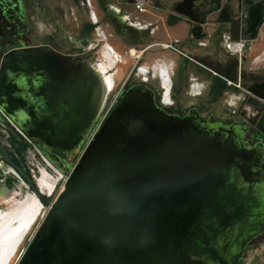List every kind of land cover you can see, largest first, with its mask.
<instances>
[{
	"label": "water",
	"instance_id": "95a60500",
	"mask_svg": "<svg viewBox=\"0 0 264 264\" xmlns=\"http://www.w3.org/2000/svg\"><path fill=\"white\" fill-rule=\"evenodd\" d=\"M194 1L179 0L174 10L201 24ZM240 7L239 36L251 43L264 24V0ZM79 57L43 44L2 58L0 106L17 120L25 105L44 115L37 120L45 126L23 128L28 135L46 144L70 136L68 143L86 119L72 106L87 94ZM38 194L47 211L16 264H238L264 229V147L247 146L235 126L168 113L150 87L132 83L55 198Z\"/></svg>",
	"mask_w": 264,
	"mask_h": 264
},
{
	"label": "flooded vegetation",
	"instance_id": "af4514ba",
	"mask_svg": "<svg viewBox=\"0 0 264 264\" xmlns=\"http://www.w3.org/2000/svg\"><path fill=\"white\" fill-rule=\"evenodd\" d=\"M101 1L106 10L116 8L118 14L124 15L123 19L119 16L121 20L114 16L116 20L125 21L130 16L132 19L129 18V24L139 31H146L148 34L158 28V22L163 19L162 12L168 14L170 6L175 12L174 5L179 0H163L162 4H155V0H148L147 10L143 12L135 9L133 0L123 2L119 0ZM229 2L235 7L240 5V0H236V2H232V0H225L224 2L223 0H195V14L203 20V23L191 21L193 23L190 32L191 37L187 40L154 42L150 40V34L141 32L139 38L135 37L138 40L135 43V45L137 44L136 49L133 47L135 51L132 50V53L135 52V61L131 73L125 77L124 83L120 86V91L132 83H144L152 89L156 103L168 113L179 116L195 113L205 120H215L235 126L241 129V138L247 146L260 145L264 147V71L245 70L242 62H245L247 57L242 52L234 53L225 44L224 37L226 35L229 38L235 37V23L242 19L244 12L241 8L240 16L234 18L232 11H229L231 8ZM125 5H132L135 12L133 13L131 10L123 12L122 8ZM151 9L160 13L155 14L158 16L157 18L150 15L152 17L145 20L138 15L148 14L147 12H150ZM215 12L216 14L212 15ZM223 23L225 25H222ZM263 27L264 25L260 28L258 37H262ZM238 37L240 36L238 35ZM203 39L208 40L207 43L204 42L206 44L198 42ZM211 39L214 40L213 44H210ZM254 41L248 43L244 40L243 49L250 50L256 47L253 45ZM140 43L143 44L140 45ZM43 44L55 48L49 42L38 40L33 34L20 1L0 0V64L4 55L12 49ZM165 46L169 47L166 50L177 56L176 59L169 58L168 54L164 52L158 57H152V51L161 50L160 48L163 49ZM150 50L151 52H149ZM187 51L193 57L192 59L187 57ZM85 54H89V51H86ZM79 56L77 60L85 62L80 66L93 68L95 78L100 76L104 82L109 79L106 71L101 67L102 64L92 63L82 55ZM141 57L143 59L140 61ZM186 57L192 62H189ZM187 60L188 65L185 64ZM203 62L209 63L210 67H207ZM49 63L51 68L52 64ZM160 67L166 68V75ZM201 67L209 71L213 69L214 73H205L202 77V75L200 76ZM100 68L103 72H100ZM132 73L137 77L131 79ZM45 76L49 80L50 75ZM156 77L157 81H154ZM125 85L127 86L124 87ZM110 86L109 80L106 94ZM104 100H102L94 117H90L88 121L84 119L82 124L79 123L80 121L77 122V127L75 125L77 131L73 134L71 141L66 143L70 136L61 141H58V138H52L50 140L52 145L46 144L40 137L28 135L23 129L24 127L45 126L42 125V121H38V115L44 116L39 110L40 108H36L40 107L39 105L34 106L32 104L29 105L30 108L25 105L26 108H20L23 111L19 120L13 116V109L0 106V209H6L7 206L18 207L26 191L32 192L36 201L43 205L39 192L47 200H53L50 195L53 194L56 184L53 191L48 194L39 185L37 174H41L43 168L48 169L45 176L48 179H56L60 175L57 171L60 167L59 162H62L66 168H72L73 165L65 160L63 155L67 157L72 153L73 160L76 158L79 148L90 132L92 122L93 126L96 123L95 120L98 118ZM46 126L53 127V125ZM36 201L32 202L35 204V210L41 207L36 205ZM263 248L264 229L248 239L238 264L248 263L250 256L264 252Z\"/></svg>",
	"mask_w": 264,
	"mask_h": 264
},
{
	"label": "rangeland",
	"instance_id": "374dc122",
	"mask_svg": "<svg viewBox=\"0 0 264 264\" xmlns=\"http://www.w3.org/2000/svg\"><path fill=\"white\" fill-rule=\"evenodd\" d=\"M19 1L23 12L28 19V25H30L33 34L37 37L38 40L51 43L59 51L73 55H82L85 59H89V61H91L92 63L97 62L98 64H102L101 67H103L104 71H106L107 76H109V79H106L105 82L108 84L110 80L111 86L106 94V97L104 98V104L101 107L98 118L95 120L96 123L94 124V126L92 122L90 126V132L87 135L84 143L79 148L76 158L73 160L72 153L67 157L63 155L65 160L69 161V163L73 165L84 149L87 141L95 131L96 127L101 123V118L103 117V115H106L108 113L107 111L112 108L113 105L109 108V104L113 100L120 86L124 83L125 77L129 75V73H131L135 61V52L132 53V50H134L133 47L136 49L137 44L135 45V43L138 39L135 37H137L136 30L138 29H135L133 25L129 24L130 16L129 18L127 17L125 21L119 22L118 20H116V18L104 8L101 0ZM224 1L225 0H223V2ZM234 1L236 2V0H232V2ZM154 3L162 4L163 0H155ZM229 4L231 6L229 11H232L234 18H238L241 12L240 5L235 7L231 2H229ZM115 9L116 8H114V10ZM130 10L133 13L135 12V9L132 7V5H125L122 8L123 12ZM147 13L148 14L144 13V15H138L142 17L141 19L146 20L150 19V17L152 16H157L155 14H158L157 11L155 13V11L152 9ZM215 14L216 12L212 15ZM243 14L244 12L242 13V15ZM222 25H225V23H223ZM141 32L144 33L146 31ZM262 32V37H258L256 39V47L251 48L250 50H242V53L247 57L245 62H242L245 70H251L254 72L257 70L264 71V49H262V47L264 46V27ZM236 38H238V35L235 31L234 39ZM142 44L143 43H140V45ZM163 48L168 49L169 47L165 46ZM160 49L163 50L162 48ZM86 51H89V54H85ZM149 52H151V50ZM187 57L190 59L193 58L189 54L187 55ZM142 59L143 58L141 57L140 61ZM188 60L185 61L186 65H188ZM189 62L192 61L189 60ZM203 63L201 64L204 65L205 63ZM205 65H207V67H210L209 63H206ZM100 72H103L101 68ZM201 72L202 73H200V76L202 75V77H204L205 73L211 74L214 73V70L210 69L209 71L201 67ZM131 77V79H134L137 76L132 73ZM155 80L157 81V77L154 79V81ZM126 86L127 85H125L124 87ZM117 99L118 97L115 99V101H117ZM59 164V170L57 169V171L59 172L58 174H60L58 177L59 179H48L45 176V173L48 172V169L44 168L41 170V174H37V177H39V185L42 189L48 192V194L53 191L54 185L56 184L55 189L52 192L53 194L50 195L51 199H54L58 192L63 188L64 182L71 169L70 167L66 168L62 164V162H59ZM34 201H36V198L33 193L30 191H26L20 205L18 207H15L13 213L11 212L4 219L3 223L10 221L15 213L19 212L27 204ZM35 203L36 205L41 206L37 209L39 210V212L36 215L32 225L28 229L22 243L17 248L9 264H16L47 211V207H44L43 204L38 201H36ZM245 264H264V252H260L258 255L250 256V258L248 259V263L245 262Z\"/></svg>",
	"mask_w": 264,
	"mask_h": 264
},
{
	"label": "bare ground",
	"instance_id": "6f19581e",
	"mask_svg": "<svg viewBox=\"0 0 264 264\" xmlns=\"http://www.w3.org/2000/svg\"><path fill=\"white\" fill-rule=\"evenodd\" d=\"M123 16L124 15L121 16L122 19L124 18ZM80 68L84 72L83 75L85 85L87 86V94L82 96L79 101L77 99L75 104L72 102V106L74 108H82L86 116V121H88L90 117H94L100 108L106 94L107 83L104 82L100 76L95 78L93 68H89L88 66ZM121 92L122 91H120L119 95ZM119 95L117 97H119ZM115 102L112 105H114ZM14 209L15 207L12 206H7L6 209H0V264L10 263L39 212V210H35V204L31 202L22 210L15 213L10 221L3 223L4 219L11 212L13 213Z\"/></svg>",
	"mask_w": 264,
	"mask_h": 264
},
{
	"label": "crops",
	"instance_id": "0c3cea01",
	"mask_svg": "<svg viewBox=\"0 0 264 264\" xmlns=\"http://www.w3.org/2000/svg\"><path fill=\"white\" fill-rule=\"evenodd\" d=\"M168 10H170L168 14H166L165 12H162L163 19L160 22H158V28L154 29L152 32L149 33L150 37H151L150 40L154 41V42H158V41H163V40H176L177 39V40H181V41L183 40L184 41V40L189 39L191 37L190 32H191V28L193 25L191 20L175 13L171 6L169 7ZM155 13H156V11H155ZM153 17L157 18L158 16H153ZM234 27H235L234 29H235L237 35H239L240 30L242 28L241 19L235 23ZM136 31H137V37L139 38L141 35V31H139V30H136ZM207 41L208 40L203 39V40H199L198 42L199 43L200 42L201 43H204V42L207 43ZM256 42H257V40H255L253 42V45L256 46ZM206 43H204V44H206ZM213 43H214V40L211 39L210 44H213ZM211 46H213V45H211ZM162 52L168 54V57L171 59H176V57H177L174 54H172L169 50H166V49H164L163 51L158 50V49L152 51V57H158L159 55L162 54ZM187 53L189 55H191L188 51H187ZM160 68H161V70L164 71V74L166 75V68H164V67H160ZM160 74L162 75L161 71H160Z\"/></svg>",
	"mask_w": 264,
	"mask_h": 264
},
{
	"label": "built area",
	"instance_id": "2783aa9c",
	"mask_svg": "<svg viewBox=\"0 0 264 264\" xmlns=\"http://www.w3.org/2000/svg\"><path fill=\"white\" fill-rule=\"evenodd\" d=\"M133 5L135 7V9L139 12H143L147 10V5H148V0H133ZM224 42L225 44L235 53H241L243 48H244V39L238 37L236 39L234 38H229L227 35L224 37ZM164 45H169L168 43H163ZM121 88L118 89V91L116 92L113 100L111 101V103L109 104V108L110 106L114 103L115 99L117 98L118 94L120 93ZM109 111V110H108ZM107 111V112H108ZM106 112V113H107ZM105 115V114H104ZM103 115V117L101 118V121L103 120V118L105 117Z\"/></svg>",
	"mask_w": 264,
	"mask_h": 264
}]
</instances>
